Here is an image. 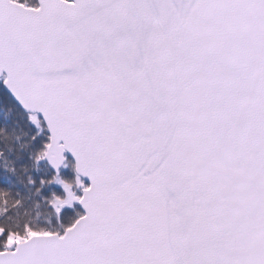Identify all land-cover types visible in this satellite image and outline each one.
I'll return each mask as SVG.
<instances>
[{"label":"snow or ice","instance_id":"obj_1","mask_svg":"<svg viewBox=\"0 0 264 264\" xmlns=\"http://www.w3.org/2000/svg\"><path fill=\"white\" fill-rule=\"evenodd\" d=\"M0 264H264V0H0Z\"/></svg>","mask_w":264,"mask_h":264}]
</instances>
